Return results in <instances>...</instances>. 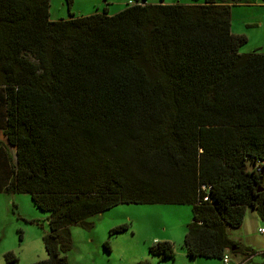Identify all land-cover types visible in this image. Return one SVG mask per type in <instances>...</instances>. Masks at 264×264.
I'll return each mask as SVG.
<instances>
[{
  "label": "trees",
  "instance_id": "obj_1",
  "mask_svg": "<svg viewBox=\"0 0 264 264\" xmlns=\"http://www.w3.org/2000/svg\"><path fill=\"white\" fill-rule=\"evenodd\" d=\"M229 1L52 20L49 0H0V130L14 148L0 146V189L48 213V258L31 264H67L69 226L119 204L189 205V257L254 253L228 229L248 208L264 219V52L239 53ZM148 252L175 257L166 240Z\"/></svg>",
  "mask_w": 264,
  "mask_h": 264
},
{
  "label": "rangeland",
  "instance_id": "obj_2",
  "mask_svg": "<svg viewBox=\"0 0 264 264\" xmlns=\"http://www.w3.org/2000/svg\"><path fill=\"white\" fill-rule=\"evenodd\" d=\"M127 1L72 0L68 9L66 0H49L50 19L68 18L69 12L75 16L100 13L103 9L112 15L123 9ZM160 1L146 0L147 3ZM191 1L162 0L163 3L179 4H188ZM229 3H233L232 31L247 37V42L239 48V53L254 50L264 52L263 0H237ZM4 144L14 157V148L6 143L0 130V146ZM4 176L2 171L0 182ZM47 216V212L34 205L29 194L5 193L0 189V264H31L48 258L43 243V237L49 232ZM191 217L189 205L119 204L88 219L90 226H69L70 244L61 254L67 264H138L140 261H147L148 264H177L180 259L179 252L186 256L182 246L183 233L186 232V225ZM254 217L258 219L257 226L253 225ZM245 220L247 221L238 228H229L228 235L239 239L243 245L253 250L250 264H264V236L256 232L257 228L264 227V219L259 211L248 208ZM123 224L128 225L127 230L109 234L112 228ZM165 235L175 240V260H159L148 252V246L153 239L161 240ZM106 242L109 250L105 248ZM7 255H12L16 261H7ZM237 258L240 255H231L230 260ZM197 262L222 264L218 259L200 258Z\"/></svg>",
  "mask_w": 264,
  "mask_h": 264
},
{
  "label": "crops",
  "instance_id": "obj_3",
  "mask_svg": "<svg viewBox=\"0 0 264 264\" xmlns=\"http://www.w3.org/2000/svg\"><path fill=\"white\" fill-rule=\"evenodd\" d=\"M129 1H131V0H128L127 1V3L129 2ZM136 0H134V1H132V2H135ZM147 3V2H146ZM159 3H163L162 2V0L159 2ZM124 8V7H123ZM122 10V9H121ZM52 20H57V19H64V18H51ZM230 19H231V25H232V13H231V11H230ZM232 29V28H231ZM263 185H264V180H263ZM264 187V186H263ZM247 211V210H246ZM252 211H255V209H252ZM255 214V213H254ZM245 218H246V212H245V215H244V219H243V222L245 223L247 220H245ZM243 222H242V224H243ZM253 225L254 226H257L258 225V219L256 218V217H254V223H253ZM260 228V227H259ZM258 229V228H257ZM257 232V231H256ZM183 234H185V232L183 233ZM262 235V234H261ZM229 236V235H228ZM264 236V235H263ZM229 238H231L232 240H234V241H236V242H238V243H240V244H242L243 245V243L241 242V241H239V239H233L232 237H229ZM156 240H158L157 238H154L153 239V242L154 241H156ZM161 240H166V241H170V242H172V243H174L175 242V240L172 238V237H169V236H167V235H165V237H163ZM245 246V245H244ZM184 253L186 254V252H185V250H184ZM176 254V253H175ZM254 254V253H253ZM253 254H251V255H248V256H246V255H242V254H238V255H240V258L238 259H235V260H230V262H231V264H236L237 262H244L243 264H250V261L252 260V257H253ZM179 257H180V259H179V263H177V264H192V262H194V263H200V264H213V262H197L198 261V259H200V258H192V257H189V256H185L184 254H183V252H179V255H178ZM177 257V256H176ZM230 258H231V256H230ZM176 258L174 257V260H175ZM201 259H203V258H201ZM205 259H208V258H205ZM213 259V258H212ZM164 260H169V259H164ZM218 260H220V259H218ZM234 261V262H233ZM222 264H223V262H222Z\"/></svg>",
  "mask_w": 264,
  "mask_h": 264
},
{
  "label": "built area",
  "instance_id": "obj_4",
  "mask_svg": "<svg viewBox=\"0 0 264 264\" xmlns=\"http://www.w3.org/2000/svg\"><path fill=\"white\" fill-rule=\"evenodd\" d=\"M128 4H133V2H132V1H129ZM205 199H206V198H205ZM257 232H258L259 234L264 235V227H260V228H258V229H257ZM221 261L223 262V264H229V263H230V256H228V254H224V255L222 256ZM243 263H244V262H237L236 264H243Z\"/></svg>",
  "mask_w": 264,
  "mask_h": 264
},
{
  "label": "water",
  "instance_id": "obj_5",
  "mask_svg": "<svg viewBox=\"0 0 264 264\" xmlns=\"http://www.w3.org/2000/svg\"><path fill=\"white\" fill-rule=\"evenodd\" d=\"M259 190H260V191H264V187L261 186V187L259 188Z\"/></svg>",
  "mask_w": 264,
  "mask_h": 264
}]
</instances>
